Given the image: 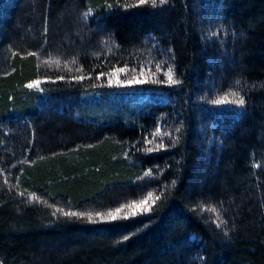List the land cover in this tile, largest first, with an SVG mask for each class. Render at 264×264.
<instances>
[{"label": "trees", "instance_id": "trees-1", "mask_svg": "<svg viewBox=\"0 0 264 264\" xmlns=\"http://www.w3.org/2000/svg\"><path fill=\"white\" fill-rule=\"evenodd\" d=\"M0 264H264V0H0Z\"/></svg>", "mask_w": 264, "mask_h": 264}, {"label": "rangeland", "instance_id": "rangeland-1", "mask_svg": "<svg viewBox=\"0 0 264 264\" xmlns=\"http://www.w3.org/2000/svg\"><path fill=\"white\" fill-rule=\"evenodd\" d=\"M76 40L79 42V44H83L84 42L82 39L76 38ZM62 42L67 44L68 41H62Z\"/></svg>", "mask_w": 264, "mask_h": 264}]
</instances>
